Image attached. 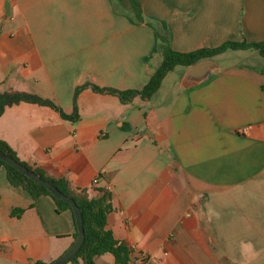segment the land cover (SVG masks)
<instances>
[{"label":"crops","instance_id":"1","mask_svg":"<svg viewBox=\"0 0 264 264\" xmlns=\"http://www.w3.org/2000/svg\"><path fill=\"white\" fill-rule=\"evenodd\" d=\"M137 1L176 51L264 42V0ZM231 52L251 60L190 88L179 65L151 98L84 89L77 121L8 106L0 140L74 189L108 190L107 228L132 264H264V58L246 49L211 60ZM163 59L157 31L115 0H0V92L34 93L70 114L77 86L141 89ZM0 196V264L50 263L75 243L71 213L13 186L5 168ZM96 263L118 264L111 253Z\"/></svg>","mask_w":264,"mask_h":264},{"label":"trees","instance_id":"2","mask_svg":"<svg viewBox=\"0 0 264 264\" xmlns=\"http://www.w3.org/2000/svg\"><path fill=\"white\" fill-rule=\"evenodd\" d=\"M115 1L117 4L123 5L127 10H130L136 21L146 22L157 31L158 45L163 53L164 59L146 85L141 89L119 90L111 87H101L90 81H86L75 89V107L74 111L70 114L65 113L54 101L34 93L19 90L0 92V116L5 112L8 106L20 102H31L52 107L59 111L64 119L77 121L80 118L77 107V98L84 89L90 88L98 93L112 94L117 96L122 103H128L136 96H141L144 99L151 98L160 89L163 80L168 73L173 71L179 65L192 67L203 60L212 59L228 50L254 49L264 58V42L249 43L247 41H226L216 47H204L190 52L176 51L171 46L169 33L161 30L154 22L145 18L142 6L137 0ZM0 152L17 159L28 168L34 170L42 178L52 182L64 194L72 197L79 205L83 215L86 238L81 248L65 264H97L96 257L106 253L113 254L115 261L118 264H132V251L130 247L124 242L118 240L114 236L112 230L107 228L108 215L112 211L111 193L108 190L100 189L101 194L97 197H92L85 189H74L65 178L47 176L42 168L29 165L27 162L20 160L16 150L4 140H0ZM1 168H5L8 180L13 186L28 191L34 199H37L41 195H48L54 200L59 212L69 211L75 224V238L77 239L79 231L76 216L69 203L59 199L48 188L0 159V169ZM23 210L24 209L22 208H14L12 210V215L20 216L23 213ZM50 263L36 260L31 264Z\"/></svg>","mask_w":264,"mask_h":264},{"label":"water","instance_id":"3","mask_svg":"<svg viewBox=\"0 0 264 264\" xmlns=\"http://www.w3.org/2000/svg\"><path fill=\"white\" fill-rule=\"evenodd\" d=\"M219 68L220 66L215 61L211 59L203 60L189 68V70L186 72L185 76L183 77L182 86L184 88H190L202 84L206 82L208 79H210L212 74L216 73V71ZM0 159L12 165L13 167L19 169L20 171H22L24 174H26L27 176H29L39 184L48 188L59 199L69 203L72 206L76 216L79 235L75 243L65 253H63L59 258H57L52 263H50V264H65L81 248L86 238L83 215L79 205L72 197H69L66 194H64L52 182L42 178L34 170L28 168L17 159L2 152H0Z\"/></svg>","mask_w":264,"mask_h":264},{"label":"rangeland","instance_id":"4","mask_svg":"<svg viewBox=\"0 0 264 264\" xmlns=\"http://www.w3.org/2000/svg\"><path fill=\"white\" fill-rule=\"evenodd\" d=\"M249 51H253V50H249ZM245 59H247L245 57L244 54L241 53H234L231 52L229 55H227L224 59H217L215 62L219 65V66H223V65H229V64H234L237 62H250L251 59H248L249 61H246ZM183 72V70H176L174 74H172L171 78L169 81H172L171 79L173 78H178L179 75ZM168 86L171 85V83L167 84Z\"/></svg>","mask_w":264,"mask_h":264},{"label":"built area","instance_id":"5","mask_svg":"<svg viewBox=\"0 0 264 264\" xmlns=\"http://www.w3.org/2000/svg\"><path fill=\"white\" fill-rule=\"evenodd\" d=\"M94 184H97L98 183V179H94Z\"/></svg>","mask_w":264,"mask_h":264}]
</instances>
